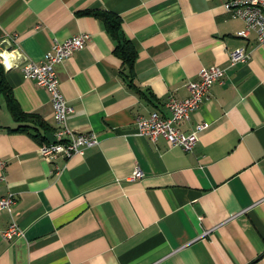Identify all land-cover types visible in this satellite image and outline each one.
<instances>
[{
	"label": "crops",
	"instance_id": "crops-1",
	"mask_svg": "<svg viewBox=\"0 0 264 264\" xmlns=\"http://www.w3.org/2000/svg\"><path fill=\"white\" fill-rule=\"evenodd\" d=\"M226 0H0L4 76L20 109L53 127L49 95L21 75L56 42L87 34L80 50L53 65L72 111L67 126L95 142L53 164L15 122L0 96V264H264V46L237 36ZM118 16L135 49L133 84L120 78L114 40L82 11ZM1 44H4L1 46ZM241 47L244 62H229ZM223 70L180 123L197 131L191 150L149 140L134 119L166 115L201 67ZM49 137V136H48ZM134 170L140 176L131 179Z\"/></svg>",
	"mask_w": 264,
	"mask_h": 264
},
{
	"label": "built area",
	"instance_id": "built-area-1",
	"mask_svg": "<svg viewBox=\"0 0 264 264\" xmlns=\"http://www.w3.org/2000/svg\"><path fill=\"white\" fill-rule=\"evenodd\" d=\"M224 7L230 18L239 19L244 25V29L238 32L237 36L245 37L249 32H252L257 44L264 46V0H226ZM88 39L89 35L84 33L68 37L61 42L54 43L52 50L43 54L40 61L27 60L20 67L21 75L24 78L33 80L36 85L43 87L49 95L53 128L48 140L38 144L37 151L43 160L51 163L57 156L67 159L73 154H82L84 147L95 142L93 135L74 132L67 126L66 115L72 111V107L67 105L62 97L53 69L55 63L68 56L72 51L80 50ZM247 57L248 54L241 47H238L229 53V62L231 64L244 62ZM7 61L0 52V64L3 68ZM222 75L223 70L218 66L201 67L197 73V79L186 83V96L181 99L169 96L165 100L166 115L151 111L146 117H136L134 119L136 132L149 140L162 136L169 144L178 146L183 151L191 150L196 141L195 133L205 128L207 123L204 121L197 123L193 131L189 133L180 131L179 125L188 119L191 110L199 106L202 98L206 96L209 86L213 82L221 81ZM3 164V161L0 160V168ZM54 169L56 172L55 164H53ZM139 176L140 172L134 170L130 178ZM13 203L14 198L11 194L1 196L0 212L10 213ZM21 233L15 223L10 222L0 232V235L9 240L13 236H20Z\"/></svg>",
	"mask_w": 264,
	"mask_h": 264
},
{
	"label": "trees",
	"instance_id": "trees-1",
	"mask_svg": "<svg viewBox=\"0 0 264 264\" xmlns=\"http://www.w3.org/2000/svg\"><path fill=\"white\" fill-rule=\"evenodd\" d=\"M82 15H90L102 24L104 30L109 37L114 40L112 53L120 61L118 74L125 82L127 87L138 92V89L133 84V61L135 58V49L130 40L127 39L120 30V20L118 16L108 11H82ZM0 96L4 106L15 122V127L12 130L30 134L40 144L48 140L49 134L52 132L49 126L37 113H28L20 109L14 99L11 88L8 85L2 65L0 64Z\"/></svg>",
	"mask_w": 264,
	"mask_h": 264
},
{
	"label": "water",
	"instance_id": "water-1",
	"mask_svg": "<svg viewBox=\"0 0 264 264\" xmlns=\"http://www.w3.org/2000/svg\"><path fill=\"white\" fill-rule=\"evenodd\" d=\"M4 44H1V46H3Z\"/></svg>",
	"mask_w": 264,
	"mask_h": 264
}]
</instances>
